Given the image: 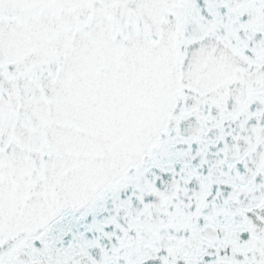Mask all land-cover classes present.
Listing matches in <instances>:
<instances>
[{"label":"snow or ice","instance_id":"1","mask_svg":"<svg viewBox=\"0 0 264 264\" xmlns=\"http://www.w3.org/2000/svg\"><path fill=\"white\" fill-rule=\"evenodd\" d=\"M0 264H264V0H0Z\"/></svg>","mask_w":264,"mask_h":264}]
</instances>
